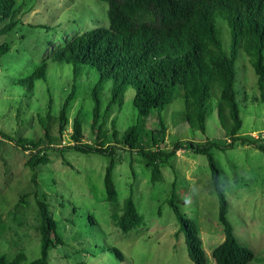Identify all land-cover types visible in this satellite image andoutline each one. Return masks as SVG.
Segmentation results:
<instances>
[{
    "label": "rangeland",
    "instance_id": "obj_1",
    "mask_svg": "<svg viewBox=\"0 0 264 264\" xmlns=\"http://www.w3.org/2000/svg\"><path fill=\"white\" fill-rule=\"evenodd\" d=\"M14 17L0 14V45L10 49L0 56V255L18 264H32L41 256L42 234L36 192L46 196L57 221L62 243L51 248L47 264H195L190 258L185 233L169 200L175 202L187 218L196 222L203 238L207 264H217L213 250L225 238L219 220V199L212 181L207 156L191 150H179L163 164V178L151 181L144 158L135 151L116 149L113 173L118 191V210L132 196L143 223L124 232L114 221L115 207L107 198L104 177L110 156L96 152L82 153L62 148L73 144V121H84L83 142L99 144L92 130V93L100 83L92 65L74 67L53 60L57 49L74 36L95 28H109L108 4L103 0H15ZM1 7V6H0ZM2 9L0 8V11ZM15 25L9 31L3 28ZM227 29L225 23H222ZM225 49L226 34L222 32ZM47 62L46 76L34 81L29 76ZM235 91L243 122L241 134L254 144L237 143L233 148L213 147L211 152L221 170L222 187L229 201L228 217L239 240L255 253L249 264H264V101L260 99L258 76L253 61L243 48L236 62ZM75 85V98L69 109V125L60 137L56 118ZM113 82L102 83L99 94L103 110L110 101ZM135 89L125 91L122 106L114 105L104 130L111 132L116 119L119 138L138 120L134 105ZM218 97L212 95L207 105V130H192L185 121L182 90L160 112L168 130V150L177 141H216L227 146L218 117ZM49 115V117H48ZM104 115V111H103ZM157 111L150 115L149 130L159 128ZM105 117H102V120ZM58 137L56 150L50 149V161L35 169L26 166L30 152L23 151L19 140L44 135L50 125ZM167 148V147H166ZM34 175H36L34 177ZM175 183V186L173 185ZM110 247L119 248L120 259ZM1 264V263H0Z\"/></svg>",
    "mask_w": 264,
    "mask_h": 264
},
{
    "label": "trees",
    "instance_id": "obj_2",
    "mask_svg": "<svg viewBox=\"0 0 264 264\" xmlns=\"http://www.w3.org/2000/svg\"><path fill=\"white\" fill-rule=\"evenodd\" d=\"M108 4L109 28H95L74 36L54 53L53 60L72 64L74 78L80 65H92L99 73L100 83L95 86L93 98L92 130L97 133L99 144L83 142L84 121L77 115L73 121V144L60 151L73 149L82 153L96 152L110 156L104 183L107 198L115 207L113 219L124 231L129 232L143 223L134 199L130 196L123 212L118 210V191L113 173L116 168V149L138 152L151 173V181L163 178L162 165L182 149L207 156L213 185L219 199V220L224 226L225 238L214 250L217 264H249L254 251L244 245L236 235L229 220V201L222 187L221 170L211 152L213 147L233 148L237 143L254 144L241 134L242 119L235 91L236 62L239 49L243 48L252 58L258 76L260 99L264 101V0H103ZM0 14L14 17L15 0H0ZM225 23L227 29H224ZM15 24L9 23L3 32ZM222 32L226 34L225 49ZM10 49L0 45V56ZM48 64L43 62L30 76L34 81L46 76ZM112 81L110 101L103 110L99 94L102 83ZM135 89L134 105L138 111L137 122L119 138L117 122L112 118L111 132L104 130L106 120L113 114V106H122L126 89ZM180 88L185 105V121L195 131L207 130V105L212 95L218 97V117L230 141L222 146L216 141L199 143L181 140L168 150L167 125L160 112L173 102ZM75 85L65 99L56 118L60 137L69 125V109L75 98ZM104 111V115H103ZM157 111L159 128L149 130L150 115ZM105 119L102 120V117ZM49 117V115H48ZM152 122V121H151ZM154 122H152V125ZM52 124L44 135L27 141L16 142L23 151L30 152L25 165L33 169L50 161V149L56 150L57 136L52 135ZM1 137H7L0 132ZM167 147V148H166ZM264 151V145H257ZM66 149V150H64ZM36 175H34L35 177ZM175 186V183L173 184ZM40 209L42 234L41 256L32 264H47L51 248L62 243L46 196L36 192ZM181 229L185 233L188 254L195 264H207L203 238L196 222L187 218L175 202V192L169 200ZM110 251L123 259L122 251ZM24 256L19 253L12 261L0 255L1 264H18Z\"/></svg>",
    "mask_w": 264,
    "mask_h": 264
}]
</instances>
